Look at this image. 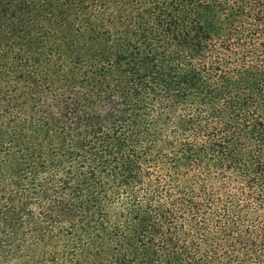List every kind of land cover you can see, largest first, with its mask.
<instances>
[{
  "label": "trees",
  "instance_id": "16d2710c",
  "mask_svg": "<svg viewBox=\"0 0 264 264\" xmlns=\"http://www.w3.org/2000/svg\"><path fill=\"white\" fill-rule=\"evenodd\" d=\"M0 264H264V0H0Z\"/></svg>",
  "mask_w": 264,
  "mask_h": 264
}]
</instances>
